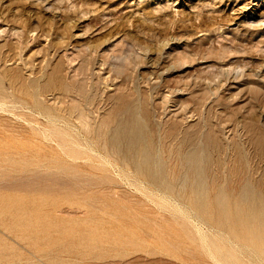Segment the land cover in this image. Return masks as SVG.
Masks as SVG:
<instances>
[{
  "label": "rangeland",
  "instance_id": "rangeland-1",
  "mask_svg": "<svg viewBox=\"0 0 264 264\" xmlns=\"http://www.w3.org/2000/svg\"><path fill=\"white\" fill-rule=\"evenodd\" d=\"M263 6L0 0V264H264L250 235L263 231L239 221L245 211L213 203L217 186L233 200L254 167L264 175L250 131L253 121L264 126V52L253 46L264 44V22L256 33L253 21ZM57 69L56 85L44 89ZM72 105L85 107L90 132ZM129 108L171 189L138 170L125 143L110 142ZM191 151L200 154L204 171L193 181L204 197L184 184Z\"/></svg>",
  "mask_w": 264,
  "mask_h": 264
},
{
  "label": "bare ground",
  "instance_id": "bare-ground-1",
  "mask_svg": "<svg viewBox=\"0 0 264 264\" xmlns=\"http://www.w3.org/2000/svg\"><path fill=\"white\" fill-rule=\"evenodd\" d=\"M31 3V2H30ZM248 4V3H247ZM250 5V4H249ZM248 5V6H249ZM246 6V5H245ZM242 7L241 8V10L243 11V9H245L246 7ZM238 7V6H237ZM264 7V6H263ZM247 9V8H246ZM253 9V8H252ZM237 10H240V9H237ZM254 10V9H253ZM258 10V9H257ZM242 11H241V13H242ZM246 11V10H245ZM251 11V10H250ZM249 11V12H250ZM26 13V12H25ZM246 13V12H245ZM56 14H58V13H56ZM250 14L251 13H248L246 16H245V18H247L248 17V15L250 16ZM253 14V13H252ZM260 15H258L259 17H258V19H254L253 21L254 22H256V33L257 32H262V26H260V23H261V25H262V23L264 22V12L262 11V12H260L259 13ZM256 15V16H257ZM251 17V16H250ZM239 18V17H238ZM242 18V17H241ZM240 18V19H241ZM252 19V18H251ZM251 19H249V20H251ZM220 20V19H219ZM222 20V19H221ZM220 20V21H221ZM231 20V19H230ZM229 20V21H230ZM247 20V19H246ZM248 21V20H247ZM221 23V22H220ZM236 23V22H235ZM213 25L215 24V23H212ZM211 24V25H212ZM223 24V23H222ZM228 24V23H227ZM250 24V23H249ZM254 24V23H253ZM204 25V24H203ZM232 25V24H231ZM264 25V24H263ZM205 26V25H204ZM223 25H221V27H222ZM255 26V25H254ZM206 27V26H205ZM205 27H203V28H205ZM208 27V26H207ZM220 27V28H221ZM27 28V27H26ZM223 28V27H222ZM222 28H221V30H222ZM25 29V28H24ZM223 31V30H222ZM219 32V31H218ZM217 32V33H218ZM227 33V32H226ZM249 33V32H248ZM250 33H251V31H250ZM15 35H17V34H15ZM33 35V34H32ZM33 37V36H32ZM223 37H224V35H223ZM173 38H175V36L173 37ZM218 38H221L220 36L218 37ZM170 39V38H169ZM180 39V38H179ZM21 40V39H20ZM170 40H172V39H170ZM174 40V39H173ZM217 40V39H216ZM224 40V39H223ZM218 41V40H217ZM181 42H182V40H181ZM185 42V41H184ZM259 42H260V46H259ZM110 43V42H109ZM176 43H177V41H176ZM183 43V42H182ZM181 43V44H182ZM219 43V42H218ZM230 44L232 43V46L231 47H233V42L231 41V42H229ZM80 44V43H79ZM262 44V45H261ZM219 45H221V44H219ZM223 45V44H222ZM235 45V44H234ZM58 46V45H57ZM169 46V45H168ZM181 46V45H180ZM179 46V47H180ZM253 46L254 47H257V46H259V48L264 52V44L263 43H261V41H258L257 43L255 42L254 44H253ZM76 47V46H75ZM85 46H83V48H84ZM167 47V46H166ZM178 47V46H177ZM231 47H230V49H231ZM86 48V47H85ZM234 48V47H233ZM13 49V48H12ZM80 49H82V47L80 48ZM174 49V48H173ZM172 49V50H173ZM175 49H176V47H175ZM179 48H177L176 50H178ZM186 49V48H185ZM168 50V49H167ZM182 50H184V48L182 49ZM181 50V51H182ZM187 50V49H186ZM233 50H235V49H233ZM232 50V51H233ZM253 50L255 51V50H257V49H254L253 48ZM168 51H170V50H168ZM173 51H175V50H173ZM172 51V52H173ZM181 51H180V55H183L184 53H182L181 54ZM185 51V50H184ZM187 51H189V50H187ZM84 52V51H83ZM86 52V51H85ZM183 52V51H182ZM223 53H225L224 51H222ZM221 52V53H222ZM228 52V51H227ZM234 52V51H233ZM252 52V51H251ZM74 53H76V52H74ZM73 53V54H74ZM138 53V52H137ZM178 53V52H177ZM187 53V52H186ZM229 53V52H228ZM227 53V54H228ZM87 54V53H86ZM168 54H169V52H168ZM172 54H174V52L172 53ZM171 54V55H172ZM215 54V53H214ZM253 54H255V53H253ZM252 54V55H253ZM258 54V53H257ZM264 54V53H263ZM77 55V54H76ZM188 55H190V54H188L187 53V57L189 58V56ZM192 55V54H191ZM205 55V54H204ZM225 55V54H224ZM259 55V54H258ZM72 56H75V54L74 55H72ZM72 56H70V57H72ZM120 57H118V58H121V55H119ZM129 56H132V55H129ZM138 56V55H137ZM178 56V55H177ZM177 56H175V57H177ZM185 56H186V54H185ZM210 56H214L213 54L212 55H209V57ZM222 56V55H221ZM255 56V55H254ZM69 57V58H70ZM108 57V56H107ZM109 57H110V55H109ZM125 57H127V56H125ZM135 57V56H134ZM139 57V56H138ZM142 57H143V55H142ZM150 57V56H149ZM170 57V56H169ZM168 57V59H170ZM174 57V56H173ZM172 57V58H173ZM181 57V56H180ZM196 57V56H195ZM194 57V58H195ZM205 57V56H204ZM207 57V56H206ZM215 57V56H214ZM218 57V56H217ZM224 57V56H223ZM259 57V56H258ZM261 57V56H260ZM113 58H114V56H113ZM116 58H117V56H116ZM122 58H123V56H122ZM129 58V57H128ZM128 58H126V59H128ZM186 58V57H185ZM187 58V59H188ZM228 58V56L226 57V59ZM253 58V57H252ZM256 58V57H255ZM74 59V58H73ZM125 59V58H124ZM123 59V60H124ZM125 59V60H126ZM133 59V58H132ZM143 59V58H142ZM177 59V58H176ZM225 59V58H224ZM225 59V60H226ZM14 60V59H13ZM129 60H131V59H129ZM140 60V59H139ZM180 60H181V58H180ZM184 60V58H182V60L181 61H183ZM186 60V59H185ZM184 60V61H185ZM195 60V59H194ZM196 60H198L197 58H196ZM200 60H202V59H200ZM207 60V59H206ZM221 60H223V59H221ZM256 60H258V59H256ZM117 61V60H116ZM115 61V62H116ZM122 61V60H121ZM132 61V60H131ZM134 61V60H133ZM142 61V60H141ZM173 61H175V60H173ZM177 61H179V60H177ZM188 61V60H187ZM187 61H185V63L187 62ZM135 62V61H134ZM172 62V61H171ZM195 62V61H194ZM203 62V61H202ZM125 63H128V62H125ZM177 63H180V62H177ZM181 63H183V62H181ZM196 63V62H195ZM216 63V62H215ZM103 64H104V62H103ZM114 64V63H113ZM124 64V63H123ZM171 64H173V63H171ZM190 64V63H189ZM194 64V63H193ZM106 65V64H105ZM183 65V64H182ZM181 65V66H182ZM187 65H188V62H187ZM192 65V64H191ZM205 65H207V64H205ZM218 65V64H217ZM238 66H239V64H237ZM260 65V64H259ZM113 66V65H112ZM115 66V65H114ZM174 66V65H173ZM185 66H186V64H185ZM203 66V65H202ZM201 66V67H202ZM215 66V65H214ZM213 64H212V68L211 69H213ZM234 65H232L231 67H233ZM238 66H235V70L236 69H238V68H240L241 69V67H238ZM256 66H258V64L256 65ZM261 66V65H260ZM16 67H17V65H16ZM144 67V66H143ZM177 67L178 66H176V69H177ZM183 67V66H182ZM211 67V65L208 67H206L207 69H209ZM223 67H225V66H223ZM238 67V68H237ZM264 67V66H263ZM112 68V67H111ZM130 68V67H129ZM168 68V67H167ZM187 68V67H186ZM215 68V67H214ZM219 68V67H218ZM244 68V67H243ZM75 69H78V68H75ZM74 69V70H75ZM166 69V68H165ZM173 69V68H172ZM179 69V68H178ZM260 69V68H259ZM258 69V70H259ZM261 69H263V68H261ZM170 70V69H169ZM174 70H175V68H174ZM202 70V69H201ZM206 70V69H205ZM204 70V71H205ZM217 70H220V68L219 69H217ZM222 70V69H221ZM220 70V71H221ZM224 70V69H223ZM228 71H229V69H227ZM78 71V70H77ZM177 71V70H176ZM203 71V70H202ZM201 71V72H202ZM203 71V72H204ZM210 71V70H209ZM212 71V70H211ZM233 71V70H232ZM245 71V70H244ZM244 71H242L244 74H245V72ZM257 71V70H256ZM59 72V70L57 69L56 71H55V76H51L50 78H49V80H48V82L45 84V87H44V89L46 88V89H50V88H52V87H54L55 85H56V82H57V80H58V73ZM167 72H168V70H167ZM221 72H223L224 73V71H221ZM230 72V71H229ZM228 72V73H229ZM235 72V71H234ZM238 72H241V71H238L237 70V73ZM254 72V71H253ZM262 72V71H261ZM116 73V72H115ZM165 73H166V70H165ZM164 73V74H165ZM171 73V72H170ZM206 73H207V70H206ZM209 73V72H208ZM216 73V72H215ZM227 73V74H228ZM250 73V72H249ZM83 74V73H82ZM205 74V73H204ZM210 74V73H209ZM214 74V73H213ZM213 74H212V76H213ZM238 74H240V73H238ZM258 74V73H257ZM202 75V74H201ZM225 75V74H224ZM243 75V74H242ZM198 76V75H197ZM226 76V75H225ZM237 76V75H236ZM159 77V76H158ZM208 77V76H207ZM214 77H215V75H214ZM219 77V76H218ZM217 77V78H218ZM253 77V76H252ZM15 78H16V76H15ZM110 78V77H109ZM216 78V80L214 79V81L217 83H221V85L222 84H227L226 82H228L227 80L228 79H226V80H224V79H217ZM223 78V77H222ZM228 78H229V76H228ZM21 79V78H20ZM105 79V78H104ZM14 80V79H13ZM23 80V79H22ZM106 80V79H105ZM209 80V79H208ZM211 80V79H210ZM17 81V80H16ZM107 81V80H106ZM213 81V82H214ZM200 82V81H199ZM214 82V83H215ZM235 82H237V81H235ZM11 83V82H10ZM234 83V82H233ZM61 84V86L63 87V88H65L66 89V87L62 84V83H60ZM208 84V83H207ZM224 84V85H225ZM228 84H229V82H228ZM22 85V84H21ZM27 85V84H26ZM216 85V84H215ZM219 85V84H218ZM252 85V84H251ZM255 85V84H254ZM40 86V85H39ZM253 86V85H252ZM263 86V85H262ZM21 87V86H20ZM105 87V86H104ZM103 87V88H104ZM208 88V87H207ZM220 88V87H219ZM249 88V87H248ZM251 88V87H250ZM255 88V87H254ZM211 89V88H210ZM213 89H214V87H213ZM239 89V88H238ZM212 90V89H211ZM254 90V89H253ZM256 90H259V89H256ZM20 91V90H19ZM40 91H42V88H40ZM207 91V90H206ZM242 91V90H241ZM33 92V91H32ZM175 92H177V94H178V92L179 91H176L175 90ZM207 92H211V91H207ZM214 92L216 93L217 92V90L215 91L214 90ZM257 92V91H256ZM262 92H264L263 90H262ZM29 93V92H28ZM42 93V92H41ZM69 93V92H68ZM170 93H173V91H168V96H169V94ZM180 93V92H179ZM204 93H206V92H204ZM209 93H208V95H209ZM214 93V94H215ZM259 93V92H258ZM257 93V94H258ZM34 96H37L38 95V92L36 91V92H33L32 93ZM184 94V93H183ZM211 94V93H210ZM252 94V93H251ZM57 95H59V94H57ZM62 95V94H61ZM182 95V94H181ZM183 96V95H182ZM211 96V95H210ZM83 97V96H82ZM81 97V98H82ZM208 97V96H207ZM236 98H237V96H236ZM263 98V97H262ZM73 99V98H72ZM234 99V98H233ZM264 99V98H263ZM67 100V99H66ZM74 100V99H73ZM91 100H93V99H91ZM135 100V99H134ZM77 101V100H76ZM258 101V100H257ZM259 101H260V99H259ZM135 102V101H134ZM134 102H132V103H134ZM249 102H250V100H249ZM38 104V103H37ZM36 104V105H37ZM260 105V104H259ZM250 106V105H249ZM251 107V109L253 108V106H250ZM260 107V106H259ZM43 108V107H42ZM85 108V107H84ZM84 108H83V106L81 107L80 105H72L71 106V108H70V110H67V111H69L71 114H76L77 115V119L79 120V121H81L82 122V124L83 125H85V126H87L88 127V131H89V128H90V126H89V123H88V115L86 114V112H85V110H84ZM256 107H254V109H255ZM258 108V107H257ZM264 108V107H263ZM65 109V108H64ZM250 109V110H251ZM260 109V108H259ZM128 110V109H127ZM129 117L126 119V121L125 122H123V119H122V121H120V122H118V124H117V129L114 131V132H112V133H110L109 135H110V137H109V140H110V142L113 144V145H115L116 146V148H120V146H121V144H123V143H125V145H126V151H127V153L129 154V156L132 158V159H134L135 161V163H136V166H137V169L138 170H140L142 173H144V174H146V175H148L151 179H152V181L154 182V183H156L157 184V186L158 187H163L164 189H167V190H169V189H171V187H172V185H171V183L167 180V179H164V178H162V173L160 172V169H158V170H156L155 169V166L152 164V157H151V155H150V151H149V145H150V142H149V140H148V134L146 135V132H145V130H144V127H143V124L139 121V119L136 117V116H134L133 115V110H132V108H129ZM254 111V110H253ZM263 111V110H262ZM250 112H252V111H250ZM257 112V111H256ZM259 112V111H258ZM261 114H262V112H261ZM184 116V115H183ZM254 117V116H253ZM88 118V119H87ZM247 119V118H246ZM107 120H109V119H107ZM106 120V121H107ZM184 120V119H183ZM50 121V120H49ZM111 121V120H110ZM257 121V120H256ZM256 121H253V125H252V127L250 128V131H253V134H251V142L253 143V145H254V147L256 148V153L258 154L259 152H262V153H264V126H261L259 123H257ZM261 123V122H260ZM90 124H91V122H90ZM99 125H101V124H99ZM104 125V124H103ZM247 126V128H249V126L248 125H246ZM102 127H104V126H102ZM102 127H101V129H102ZM99 128V127H98ZM172 129H173V127H172ZM172 129H170V130H172ZM90 132V131H89ZM176 132V131H175ZM169 133V132H168ZM69 135V134H68ZM150 135V134H149ZM164 135V134H163ZM83 137V136H82ZM171 137V136H170ZM190 138V137H189ZM191 139V138H190ZM207 139H209L208 141L210 142L211 141V137H210V134L208 135V137H207ZM152 140V139H151ZM184 140H186V138H184ZM103 143V142H102ZM104 144V143H103ZM184 146V145H183ZM254 149V148H253ZM152 150V149H151ZM253 153V152H252ZM200 154L198 153V152H196V151H191V152H189V153H187L186 155L184 154V156L185 157H183L182 158V162H183V164L182 165H184V166H186L187 167V170H188V176H186V177H184V184H188V186H189V188H190V191H191V193H192V195H193V197L194 198H199V197H204V196H207L208 194L206 193V189H205V187L203 186V183H198V184H195L194 183V179H195V177L197 178L198 176H199V174L201 175L202 174V172L204 171V169H201L200 168V163H201V159H200V156H199ZM259 157V156H258ZM263 157V156H262ZM258 160H259V158H258ZM261 160V159H260ZM176 161H178V160H176ZM170 163V162H169ZM178 163V162H177ZM254 163V162H253ZM168 164V163H167ZM158 165V164H157ZM177 165V164H176ZM175 168H176V166H174ZM159 168H160V166H159ZM162 169V168H161ZM174 170V169H173ZM179 171V170H178ZM256 171V167H254L253 169H252V173H251V180L249 181V182H245L243 185L242 184H240L241 186L239 187V188H237V190L235 191L237 194H235L236 196H238L237 198H235V199H233V200H230L229 198V195H227V193H226V189L225 190H223L224 188L223 187H219V186H217L216 187V189H218L219 188V190H218V194L214 197V201L215 202H213L214 204H215V206H216V210L217 211H220V212H223V213H225V212H227L229 209H233L234 208V210H236L237 212H246L245 213V216L243 217L242 215L239 217V221H241V223L242 224H245L244 226H247L246 228H248V229H250V230H253V231H256V230H262L263 232L260 234V235H255L254 236V233L253 234H250V235H253V239H252V242H253V245H254V247H256V249H257V251L261 254V255H263L264 256V175H260V174H258V172H257V174H258V176L257 175H255L254 174V172ZM254 174V175H253ZM242 176V175H241ZM242 183V182H241ZM235 187V186H234ZM237 187V186H236ZM210 205V203L209 202H207V203H201V204H199V207L201 208V207H207V206H209ZM157 216V215H156ZM160 219V218H159ZM226 219V221H229L228 220V218H225ZM153 220V219H152ZM194 220V219H193ZM154 221V220H153ZM155 225H156V222L154 223ZM247 229V230H248ZM244 232V231H243ZM249 233H251V232H248V234ZM148 236V235H147ZM239 264V263H238Z\"/></svg>",
  "mask_w": 264,
  "mask_h": 264
}]
</instances>
